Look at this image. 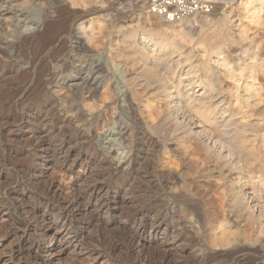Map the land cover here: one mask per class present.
I'll list each match as a JSON object with an SVG mask.
<instances>
[{
	"label": "rangeland",
	"instance_id": "1",
	"mask_svg": "<svg viewBox=\"0 0 264 264\" xmlns=\"http://www.w3.org/2000/svg\"><path fill=\"white\" fill-rule=\"evenodd\" d=\"M201 1L208 2L209 12H198L177 23H166L147 13L139 0H74V5L66 0H0L1 7L12 8L10 10L15 13L12 16L9 15L6 24L0 25V205L6 211L3 222H0L1 257H7L9 253L17 249L21 243L18 240L19 234L26 229L30 230L34 225L22 214H19L20 212L15 208L19 204V199L22 198L30 206L37 204L36 187L26 186L25 190H13L16 164L23 161L26 166L34 165L38 171L41 170L44 173V182L53 180L56 187L62 188L61 193L63 194L71 193V191L73 193L84 192L87 187L93 185L95 176L100 173V169L95 166L85 170L78 164L69 163L68 166L75 171V178H66L64 183H60L59 166L56 163L58 160L53 156V158L51 156L47 158V155L43 154L42 158L34 155L28 159H24L23 156L15 158V155L27 150L28 141L26 138L30 136L29 127L21 128L19 125L21 115L26 117L27 112L34 115L31 122L35 123H31L30 127L41 129L44 126L45 131L51 134L50 127L47 126V129L45 127V121L51 114L58 113L63 119L69 121L68 128L81 129L93 144L107 141L113 151L112 157L116 161H120L127 159L130 155L133 139L131 134L135 130L134 122L129 116L128 95L139 98L138 100L141 101L154 99L153 101L158 103L157 101L163 100L162 96L161 99L149 96V94L145 97L146 93L143 94L137 89L138 87H135L132 76L138 74L139 68L138 65H133L127 60V50L121 42L123 33L131 29L136 31L137 38L148 36L154 40L158 37L151 32L155 28L170 34L171 39L179 43L186 53L190 51L192 60L196 59L202 64L206 63L207 66L206 64L199 66L200 62L193 63V70L197 72L194 77L187 76L186 68L181 64L176 66L175 63H166L154 67L158 74H155L157 77H153V80L151 78V83L155 84L160 78L168 88L172 87L173 93L179 90L181 94L184 93L183 95L189 97L198 94L196 85L201 77L204 80L205 73H210V71L214 73L220 69L215 58L200 51V46L208 45V42L203 44L199 42V38L203 36H213L218 32V29H223V33L219 35L218 39L219 58H224L231 70L239 75L241 73L242 76L247 77L246 72H241L245 64L250 61L246 62L241 58L244 51L250 53L252 61L258 59L264 61V34L259 38L257 36L256 44L252 41L256 31L252 22L258 18L261 19L264 13V5H262L264 0ZM35 22L37 24H34ZM24 26L25 29L26 27L32 28L31 31L29 30L31 34L24 31ZM240 31L246 33L245 37L242 35V38L247 37L244 41L241 39ZM168 34L166 36L169 40ZM1 48H5L6 55ZM198 55H203V57L198 58ZM98 67L101 70L96 71ZM92 74L100 81L99 92L94 99L82 98V96L73 97L66 90L64 82L70 78ZM179 76L181 83H179ZM259 77L258 82L262 83L264 80H261L262 76ZM24 79H27L29 84L26 86L24 95H18L15 97L16 99L9 100L10 96L15 93L14 86L17 88L21 84L20 80ZM239 85L243 89L245 83L240 81ZM52 86L54 93L51 97L46 91ZM227 87L228 84L223 82L222 88L227 89ZM137 90L140 94L137 93ZM133 91H137L136 94ZM175 94L177 95L178 92ZM175 94L173 95L175 96ZM225 94L223 102L230 105V97L227 93ZM67 100L71 101L73 105H69ZM46 101H50L51 104L46 108L38 107L39 104L46 103ZM159 103L162 104L161 109L164 110L163 103ZM159 103L158 105H161ZM80 109L83 112V117L77 116ZM4 120H7V123ZM37 121L39 122L37 123ZM119 131H127V133L121 137ZM167 132L165 130L161 133L162 142L164 141L163 134L166 135L164 137L165 145L161 142L163 147L149 150L146 155L150 160H156L155 163L166 165L168 173L175 176L177 181L172 182L163 190L151 191L148 185L139 179L126 192L121 194L109 192L111 197H116L119 201L124 200V204L122 202L121 205L110 203L103 210L91 207L88 209L89 211L87 209L85 211V208H78L72 223L62 228L69 233L62 239V241L64 240L62 243H78L76 251L72 247L62 248L65 254L68 252L69 256L78 255L80 259L87 261L86 255L93 250L95 243H139L142 260H145L144 264H158L160 261L158 254L161 251L167 252L169 260L172 261L171 264H230L222 258L216 260L212 258L218 253L216 252L218 247L213 245L219 243L220 226L222 228L223 224L226 232L233 231L235 235L230 236L231 238L224 242L232 244L225 249L218 248L219 251L230 252L234 245H239L242 242L240 245L250 248L246 250L245 254L247 258L251 259L253 254L250 250H253L254 247L248 246H251L253 242H248L250 244L248 245L247 241L239 236V227L231 224L230 216H228L230 215L228 201L231 199V191L228 190L231 187L228 182L235 177V174L227 173V168L219 171L220 168L214 159L212 161L211 154L198 140L195 143V138L182 140L178 131ZM179 139L182 140V144ZM43 140L53 144L60 140V137L49 135L43 137ZM171 140L175 146L169 145ZM187 140H189V144ZM184 143L189 145V149L190 145H194L191 151L188 150L189 153ZM142 157L144 154L141 159H143ZM115 175L109 176L108 180L116 181ZM12 179L14 180L12 181ZM43 179H41L42 182ZM178 196H182V199H179ZM148 207L152 211L148 216L149 219L146 218L144 223L139 220L140 213L145 212ZM54 212L45 210L44 213L49 224L51 223L50 234L58 236L60 233L56 228L60 225L56 224L53 218L56 214ZM155 214L165 219V225L161 229L151 232L150 217ZM91 218L92 222L89 220ZM124 218H128L130 221L127 226L122 221ZM134 220L136 221L135 225L131 223ZM138 222H141L142 225L146 224L140 234ZM165 227L167 230L164 229ZM170 228L175 230L172 235ZM30 233L33 237L34 231H30ZM262 242H264V238ZM43 247L45 249L53 248L47 240ZM71 249L73 251L70 252ZM214 252L216 254L210 257L209 255ZM65 254L63 253L64 256ZM122 255L123 258L126 257V253ZM22 257H16L14 264H30L26 256ZM123 264L133 263L125 261Z\"/></svg>",
	"mask_w": 264,
	"mask_h": 264
},
{
	"label": "bare ground",
	"instance_id": "2",
	"mask_svg": "<svg viewBox=\"0 0 264 264\" xmlns=\"http://www.w3.org/2000/svg\"><path fill=\"white\" fill-rule=\"evenodd\" d=\"M66 1L72 5L75 4L74 0ZM10 9L7 6L1 7L0 25L7 23L9 15L12 16L15 14ZM252 23L256 28L252 40L255 43L257 36L259 38L260 35L264 34V13L261 19L258 18ZM34 24L37 23L35 22ZM23 28L25 29V26ZM29 30L31 31L32 28L26 27L24 31L31 34ZM24 31L22 33H24ZM151 32L155 33L153 35L158 36L156 37L157 39L152 40L148 36V38L146 36L137 38L136 31L130 29L123 33L121 42L127 50V60L133 65H138L139 68L138 74L132 76L135 87H138L137 89L143 94L146 93L145 97L149 94V96L160 97L161 99L162 96L163 100L157 102H162L163 108H165L164 110L161 109L162 104L159 103L161 105H158V103L153 101V98V100L141 101L138 100L139 98L137 99L134 96L128 95L129 116L134 122L135 130H132V146L130 155L127 159L116 161V159L112 157L113 151L107 141H99L93 144L92 140L85 136L81 129L68 128L70 124L69 121L63 119L58 113L51 114L45 121V127L46 129L48 128L47 126L50 127L52 131L51 134L45 131L43 126L44 123L43 125L41 124L43 126L41 129L30 127L31 123H35L34 121L31 122V120L34 119V115L28 112H25L26 117L21 115L19 125L21 128L29 127L28 131L30 136L26 138L28 141L27 150L22 151L21 154L16 153L17 155H15V158L23 156L24 159H28L31 155L42 158L41 156L43 154H46L47 158L53 156L58 160V162H56V159H54L59 166L58 178L60 183H64L66 178L72 179L75 175V171L68 166L69 163L78 164L84 167L85 170L95 166L100 169V173L95 176L93 185H89L90 187H87L84 192L73 193L71 191V193L65 192L63 194L61 193L62 188L56 187L53 180L44 182V173L41 170L38 171V168L34 167V165L26 166L23 161L16 164V179H12V181L14 180L13 190H25L26 186L36 187V190H34L37 192L35 194L37 204H32L30 206L25 202L26 200L22 198L19 199V204H17L15 208L20 212L19 214H22L26 220L34 223V225L33 227L31 226L30 230L26 229L19 234L20 237L18 240L21 241L19 247L12 253H9L7 257H1V255L0 264H14L15 258L19 256H26L30 264H123L125 261L132 262L133 264H144L145 260H142L139 243H95L93 245V250L86 255L89 259H87V261L80 259L78 255L69 256L68 252L65 254L63 249L72 247V249L75 250L78 243H62L64 241H62V239L69 235V233L66 230H62V228L72 223L78 208H85V211L91 207L97 210H103L107 208L110 203L121 205L122 202V204H124V200L119 201L116 197H111L109 192L113 194L126 192V190H130L133 183L139 179L143 180L151 191L163 190L172 182L177 181L175 180V176L168 173L165 167L166 165H159L155 163L156 160H150L146 155V152L149 150L163 147L161 144V133L165 130L168 132L170 130L175 132L178 131L182 140H191L190 138H195V143L198 140L205 150L211 154L212 161L214 159V162L220 168L219 171L223 168H227V173L235 174V177L233 176L234 178L231 180L229 179L230 182H228L231 187V189L228 188V190L231 191V199L228 201L230 215L228 216H230L231 224L237 225L235 227H239V236H241L244 241H247V244L248 242H253L251 246H248L254 247L253 250H250L253 256H251V259L247 258L245 253H247L246 250L250 248L248 249L240 245L242 242H240L239 245H234L230 252L219 251L218 248L225 249L232 244L224 242H227L229 238H231L230 236L233 237L235 235L233 231L226 232V228L222 224L223 222L220 223L222 224V228L220 226L221 238H219V243L213 245L218 247L216 249L218 253L216 254V252H214L209 256L211 257L213 254H216V256L212 257L213 259L222 258L224 261L230 262V264H264V242H262L264 238V81L262 83L261 81L258 82L259 75L262 76L261 80H264V61L261 59L252 61L253 59L250 53L244 51L241 58L246 62L250 61L245 64L241 72H246L247 77L242 76L241 73L239 75V73L233 72L228 62L224 58H219L220 46L218 44V39L220 38L219 35L223 33V29H218V32L213 36H203L199 38V42L201 44L208 42V45L200 46V51L204 54H210L217 60V63L220 65L219 71L214 73L211 71L209 73L207 71L208 73H203L204 80L202 77L200 78L196 85V87H198V94L193 97H189L188 95L185 96L183 95L184 93L181 94V91L179 92L177 89V91L173 93L172 87L168 88L160 80L159 76V80L155 78L158 82H155V84L150 82L153 80V77L156 76L155 74H158L155 68L158 65L166 63H175L176 66L181 64L186 68V75L194 77L197 72L193 70V63L196 62L198 64L200 61L196 59L192 60L190 51L186 53V50H184L179 43L171 39L172 36L170 34L163 33L155 28ZM246 33L243 31L239 33L243 41L247 37L242 38V35L245 37ZM167 34L169 35L170 41L166 36ZM1 50L5 54V48H1ZM199 57H203V55H198V58ZM200 64L204 66L206 63L202 64L200 62L199 66ZM99 70H101L100 67L96 68V71ZM178 78L179 83H181L180 76ZM240 81H243V84L245 83L243 89L242 86L239 85ZM223 82L228 84L227 89L222 88ZM19 83L21 84L17 88L14 86L16 89L15 93L14 95L11 94L12 96H10L11 98H9V100L12 101L18 95H24L26 86L29 85L28 81L24 79L23 81L20 80ZM64 83L66 90L69 91L73 97L76 96L78 98L82 96V98L94 99L100 87V81L97 77H94L93 74L84 77L78 76V78H70ZM52 90L54 91L53 86L49 87L46 91L51 97L54 93ZM139 91L137 93L140 94ZM135 92L133 91V93ZM176 92H178L177 95H179V97H176ZM241 92L243 93L241 94ZM225 93L230 97L231 106L226 103L225 105L223 102ZM143 94H141V96H143ZM173 94H175V96ZM67 102L69 105H73L71 101L67 100ZM50 104V101H46V103L39 104L38 107L46 108V106ZM77 116H84L81 109L78 110ZM38 122L39 121H37V123ZM5 123H7V120ZM8 124H10V122H8ZM126 133L127 131H119L121 137ZM164 134L163 145H165L164 137L166 136H164ZM49 135L60 137V140L53 143L54 145L44 141L43 137ZM31 137L32 139H30ZM181 139H179L180 143L182 141ZM189 140H187L188 144ZM169 145L175 146L173 141ZM185 145L187 147V152L188 150L191 151V148L194 146L190 145L189 149V145ZM178 147L180 146L178 145ZM172 149L175 150L173 147ZM143 154L144 157L141 159ZM140 161L142 162L139 163ZM143 164H145V166H142ZM212 169L215 170L213 167ZM114 174H116L117 180L110 182L108 177ZM41 179H43V182ZM178 198L182 199V196H178ZM42 209L43 212H41ZM45 210H49L52 213L55 211L54 213L56 214L55 216L53 215V218L56 224L60 225L56 228L60 233L58 236L50 234L51 223L49 224L48 218H46L44 213ZM151 211L152 209L148 207L145 212L140 213L139 220L145 223V219H149L148 216ZM5 215L6 211L0 205V222H3ZM89 220L92 222L93 219L91 218ZM122 221L126 226L130 223L128 218H124ZM135 222L134 220L131 223L135 225ZM3 225L2 223V226ZM164 225L165 219L163 217L160 218L158 214L150 217L149 228L151 232L161 229ZM137 226L140 234L142 229H145L146 224L142 225L141 222H138ZM164 229L167 230V227ZM170 230V234L172 235L175 230L173 228H170ZM30 231H34L33 237ZM46 240L52 244V249H45L43 247ZM72 249L70 252L73 251ZM123 253H126L125 258H123ZM158 256H160L158 264L172 263V261L169 260L167 252L164 253L161 251Z\"/></svg>",
	"mask_w": 264,
	"mask_h": 264
},
{
	"label": "built area",
	"instance_id": "3",
	"mask_svg": "<svg viewBox=\"0 0 264 264\" xmlns=\"http://www.w3.org/2000/svg\"><path fill=\"white\" fill-rule=\"evenodd\" d=\"M145 11L166 23H177L198 12H209L201 0H139Z\"/></svg>",
	"mask_w": 264,
	"mask_h": 264
}]
</instances>
